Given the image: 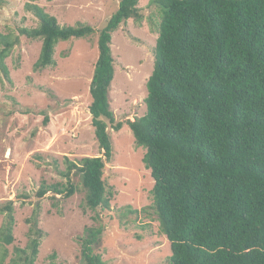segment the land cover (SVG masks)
I'll use <instances>...</instances> for the list:
<instances>
[{"label": "trees", "instance_id": "obj_1", "mask_svg": "<svg viewBox=\"0 0 264 264\" xmlns=\"http://www.w3.org/2000/svg\"><path fill=\"white\" fill-rule=\"evenodd\" d=\"M30 0L25 8L39 21L20 29L42 40L34 70L56 65V45L94 34L90 25L61 26ZM54 1V0H49ZM0 0V8L5 5ZM140 0H120L118 10L99 32V56L90 84L89 107L103 156L67 161V173L81 176L86 206L109 210L113 198L103 178L113 158L108 132L120 131L109 92L114 78L112 34L121 24H141ZM161 11L154 70L147 81L146 114L127 121L143 162L154 180L152 208L170 242L169 264H264V0H152ZM19 37L0 33V69ZM43 186L71 197L75 187ZM0 230V242H14V209ZM136 213V211H132ZM96 233L82 243V264H107L93 252ZM41 233L29 245L22 264H34ZM6 253L0 257L3 264Z\"/></svg>", "mask_w": 264, "mask_h": 264}, {"label": "rangeland", "instance_id": "obj_2", "mask_svg": "<svg viewBox=\"0 0 264 264\" xmlns=\"http://www.w3.org/2000/svg\"><path fill=\"white\" fill-rule=\"evenodd\" d=\"M0 33L19 37L5 63L8 80L0 69V209L13 203L14 242H0L3 264H22L31 252L35 232L41 233L34 264H82V243L89 231L97 235L93 252L107 264H169L170 242L161 232L152 208L154 180L143 162L146 149L138 147L127 121L146 114L147 81L155 65L161 11L152 0H140L141 24L129 20L112 34L114 78L109 98L120 131L108 132L113 158L104 180L112 191L109 210L86 206L87 190L77 171L67 173V161L103 156L95 138L89 107L90 84L99 56V32L118 10L120 0H37L59 25H90L94 34L60 41L56 65L35 71L42 40L20 34L39 26L25 8L30 0H4ZM68 181L75 193L66 198L43 186ZM132 211H136L133 213ZM8 212H0V230Z\"/></svg>", "mask_w": 264, "mask_h": 264}]
</instances>
